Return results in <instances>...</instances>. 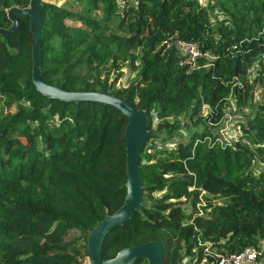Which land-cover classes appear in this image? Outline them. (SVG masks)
<instances>
[{
    "label": "trees",
    "instance_id": "16d2710c",
    "mask_svg": "<svg viewBox=\"0 0 264 264\" xmlns=\"http://www.w3.org/2000/svg\"><path fill=\"white\" fill-rule=\"evenodd\" d=\"M210 2L85 0L69 11L42 1L46 83L109 93L98 49L113 66L141 67L138 84L113 94L149 116L143 207L106 235L105 260L150 241L162 244L165 264H211L215 251L264 246V109L242 125L246 144L217 130L231 100L235 112L254 109L251 71L264 81V0ZM30 3L0 0V29L14 25L11 8ZM73 15L79 27L67 24ZM18 17L12 34H0V264H84L91 231L125 202L128 118L40 93L30 18ZM178 40L199 43L196 66ZM186 114L191 124L174 120Z\"/></svg>",
    "mask_w": 264,
    "mask_h": 264
},
{
    "label": "water",
    "instance_id": "95a60500",
    "mask_svg": "<svg viewBox=\"0 0 264 264\" xmlns=\"http://www.w3.org/2000/svg\"><path fill=\"white\" fill-rule=\"evenodd\" d=\"M43 0H31L30 6L22 9L13 7L9 10V18L14 25L9 30L0 29V34L10 35L19 26L18 15H27L33 34V82L37 90L50 99H59L74 103H99L114 107L128 118L125 130L127 152V195L124 204L114 213L107 215L98 222L88 239L89 264H134L140 259L148 264H165L164 250L159 241H150L133 247L124 248L116 257L105 260L101 250L106 235L115 227L120 226L133 217L143 207L144 186L141 177L140 160L144 146L150 136L148 113L136 108L126 99L105 91H65L43 79L42 44L43 29L41 5Z\"/></svg>",
    "mask_w": 264,
    "mask_h": 264
},
{
    "label": "rangeland",
    "instance_id": "374dc122",
    "mask_svg": "<svg viewBox=\"0 0 264 264\" xmlns=\"http://www.w3.org/2000/svg\"><path fill=\"white\" fill-rule=\"evenodd\" d=\"M85 0L79 1V0H43V2H48L51 4H55L59 7L65 8L67 10H73L76 8L81 2H84ZM118 1V7L123 5V2L129 1L132 2L133 0H117ZM203 5H211L210 0H201ZM82 5V4H81ZM77 16V15H76ZM93 16L96 17H102V15L99 14V12H94ZM78 17V16H77ZM81 19H76L71 17L70 19H67L66 22L70 26L79 27L81 24ZM95 59H98V62L100 63L98 66V72L101 75L102 78H105L109 75L110 83L112 84V90H110V94H113L118 89H129L132 85H136L139 83V80L141 78L140 75V65L137 62L135 65H122L120 62L117 63V66L111 65L113 63L112 59H109L105 56L103 51H100L98 49V52L95 53ZM258 79V72L257 68H254L250 73V80L253 82V85L255 86L253 90V94L255 95V99H253V106L254 109L252 110L251 107H246L243 110H239L236 108L237 113L234 111V100L230 101V105L226 110V118L225 121L222 123L221 128H218L217 130L220 132L222 138L229 142H238L246 144V140L242 139L241 136H243V129L242 125H245L247 122V118L254 115L256 110L264 109V81L257 82ZM264 80V79H263ZM116 88V89H115ZM115 95V94H113ZM12 109H15V106H11ZM2 109L9 110L10 107L4 106ZM208 112L207 107L203 111V116ZM244 116V118H242ZM239 118H242L239 119ZM159 120V119H157ZM174 120L178 121V123L186 124L189 121V114L181 115ZM173 120H170L172 122ZM191 124V123H190ZM195 127L194 125H191V129ZM198 129V128H197ZM199 130V129H198ZM183 134H185L183 132ZM240 138V140H239ZM178 137L171 140L176 144L178 141ZM74 235H77L78 232L74 231ZM264 249V246H263ZM186 260L183 262V264H186L189 260V258H185ZM84 264H89V256H86L83 258ZM264 263V251L262 255L260 256L258 260V264Z\"/></svg>",
    "mask_w": 264,
    "mask_h": 264
},
{
    "label": "built area",
    "instance_id": "2783aa9c",
    "mask_svg": "<svg viewBox=\"0 0 264 264\" xmlns=\"http://www.w3.org/2000/svg\"><path fill=\"white\" fill-rule=\"evenodd\" d=\"M178 51L185 56L186 62L197 65L199 58L200 45L197 42H184L178 40L176 42ZM264 249L255 246H250L240 253H230L225 251L213 252L214 261L211 264H258V260ZM207 261V259H205Z\"/></svg>",
    "mask_w": 264,
    "mask_h": 264
}]
</instances>
